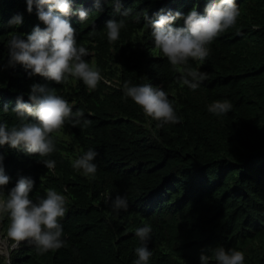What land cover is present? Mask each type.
<instances>
[{"label": "trees", "instance_id": "trees-1", "mask_svg": "<svg viewBox=\"0 0 264 264\" xmlns=\"http://www.w3.org/2000/svg\"><path fill=\"white\" fill-rule=\"evenodd\" d=\"M88 1L71 0L74 10L88 12L83 22L78 15L70 17L77 43L89 50L85 59L120 89L103 80L95 90L71 78L68 85H57L29 77L20 64L9 66L10 35L46 25L35 4L29 13L27 0H0V123L19 125L21 118L11 109L21 95L30 102L33 84L56 88L74 102V111L91 112L89 126L81 119L55 134L56 151L48 157L0 146L11 177L3 198L20 177L35 181L33 200L48 188L69 198L61 220L66 246L44 254L34 245L14 249L10 264H134L135 250L142 246L136 229L145 225L152 228L148 264H201L202 254L211 257L220 246L242 251L244 264H264V0H240L236 25L210 45V56L202 62L189 59L188 67L208 77L196 91L182 84V73L155 48L144 19L145 14L157 19L159 4L169 0H121L120 11L115 0L99 7L94 0L96 8L85 6ZM126 9L128 15H121ZM18 14L23 23L10 26ZM110 19L125 25L112 43L105 27ZM125 81L164 88L181 121L157 127L159 122L124 95ZM225 99L232 104L227 114L218 117L207 110ZM103 117L120 119L113 138L103 131ZM90 148L99 153L93 180L71 164L72 157ZM44 159L55 160V168L49 171L38 162ZM117 195L127 198L126 211L113 208ZM6 260L0 254V264Z\"/></svg>", "mask_w": 264, "mask_h": 264}, {"label": "clouds", "instance_id": "clouds-1", "mask_svg": "<svg viewBox=\"0 0 264 264\" xmlns=\"http://www.w3.org/2000/svg\"><path fill=\"white\" fill-rule=\"evenodd\" d=\"M100 1V2H99ZM106 0H97L101 6ZM240 0H169L160 3L158 8L162 13L157 19H151L145 14L146 25L151 29L154 45L168 59L175 71L182 73L183 85L192 91L208 78L206 73L188 67L189 59L204 61L210 54V45L225 32L231 31L240 17L238 3ZM37 9L38 19L46 25L45 28L36 26L30 34H11L7 42L9 66L20 64L27 71L29 77L41 76L54 81L57 85H68L71 80H80L89 90H95L103 80L106 84L119 88L117 83L107 80L95 62L89 63L85 57L89 50L77 43L76 30L70 22V17L78 15L81 22L87 19L88 12L81 8L73 9L71 0H27V10ZM93 5L89 0L85 6ZM121 0H115V9L120 11ZM96 8V7H95ZM88 9V8H87ZM129 10L121 15L127 16ZM23 23L22 15H16L9 21V25ZM107 39L109 43L120 38V31L125 27L124 22L110 19L106 22ZM230 29V30H229ZM123 91L126 97L134 101L144 112L145 116L159 122L157 127L166 124H176L181 121L173 100L164 88L149 83L132 85L125 81ZM29 101L23 96L17 98L15 108L11 109L21 118L19 125L9 127L0 123V146L6 145L11 149L22 150L27 155L48 157L56 151V133L71 124L75 127L85 119V127L91 124L86 118L91 112L73 110L74 102L70 103L63 95L57 94L56 88L46 85L33 84L29 93ZM232 109L228 100H217L208 105V111L216 116L227 114ZM3 112L9 107L4 105ZM100 124L107 137L113 138L116 132L115 120L99 118ZM122 121V120H121ZM124 122V121H123ZM63 137L66 135L62 133ZM99 153L90 148L81 156L72 157V167L80 172L87 180L96 178L99 163L95 159ZM63 157L67 153L63 152ZM4 156L0 155V254L7 257L10 264V252L14 249L28 248L34 245L40 254L50 250L65 247L61 220L68 211L69 198L66 194L48 188L43 197L36 200L31 198L35 181L28 177H20L15 186L3 198L6 186L11 177L5 174ZM51 171L56 162L52 159L39 160ZM43 180V176L41 177ZM111 200V197L108 198ZM107 202V201H106ZM114 209L127 210L128 200L117 195L111 201ZM7 215L9 224L4 215ZM152 228L145 225L136 229L142 246L136 248L138 259L134 264H148L152 252L148 248ZM201 264H244L245 255L235 248L225 249L223 246L213 250V255L202 254Z\"/></svg>", "mask_w": 264, "mask_h": 264}, {"label": "rangeland", "instance_id": "rangeland-1", "mask_svg": "<svg viewBox=\"0 0 264 264\" xmlns=\"http://www.w3.org/2000/svg\"><path fill=\"white\" fill-rule=\"evenodd\" d=\"M3 236H4L3 232H0V239L3 238ZM0 243H1V241H0Z\"/></svg>", "mask_w": 264, "mask_h": 264}]
</instances>
